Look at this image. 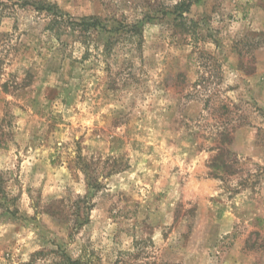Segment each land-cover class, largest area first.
<instances>
[{"label": "rangeland", "instance_id": "1", "mask_svg": "<svg viewBox=\"0 0 264 264\" xmlns=\"http://www.w3.org/2000/svg\"><path fill=\"white\" fill-rule=\"evenodd\" d=\"M25 1L0 0V264H264V0H46L99 18L82 38Z\"/></svg>", "mask_w": 264, "mask_h": 264}, {"label": "trees", "instance_id": "2", "mask_svg": "<svg viewBox=\"0 0 264 264\" xmlns=\"http://www.w3.org/2000/svg\"><path fill=\"white\" fill-rule=\"evenodd\" d=\"M24 6H32L37 11H44L50 18L49 26L50 29L56 32L58 29L68 27L70 30L77 32L79 37H83L90 29L97 30L100 27V20L98 17H84V18H73L67 13H64L60 8L47 2L46 0H26ZM107 48V46H106ZM76 262L74 261L73 264Z\"/></svg>", "mask_w": 264, "mask_h": 264}]
</instances>
